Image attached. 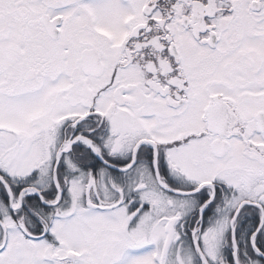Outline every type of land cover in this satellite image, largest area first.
<instances>
[{
  "label": "snow or ice",
  "instance_id": "6c2138e0",
  "mask_svg": "<svg viewBox=\"0 0 264 264\" xmlns=\"http://www.w3.org/2000/svg\"><path fill=\"white\" fill-rule=\"evenodd\" d=\"M0 264H264V0H0Z\"/></svg>",
  "mask_w": 264,
  "mask_h": 264
}]
</instances>
